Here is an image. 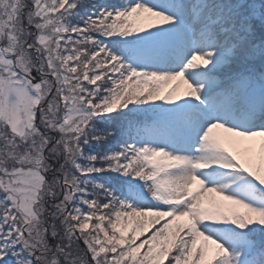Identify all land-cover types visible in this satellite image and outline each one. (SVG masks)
I'll use <instances>...</instances> for the list:
<instances>
[{
	"label": "snow or ice",
	"instance_id": "obj_1",
	"mask_svg": "<svg viewBox=\"0 0 264 264\" xmlns=\"http://www.w3.org/2000/svg\"><path fill=\"white\" fill-rule=\"evenodd\" d=\"M0 264H264V0H0Z\"/></svg>",
	"mask_w": 264,
	"mask_h": 264
},
{
	"label": "rangeland",
	"instance_id": "obj_2",
	"mask_svg": "<svg viewBox=\"0 0 264 264\" xmlns=\"http://www.w3.org/2000/svg\"><path fill=\"white\" fill-rule=\"evenodd\" d=\"M183 88H184V86H183V85H181V91L183 90Z\"/></svg>",
	"mask_w": 264,
	"mask_h": 264
}]
</instances>
